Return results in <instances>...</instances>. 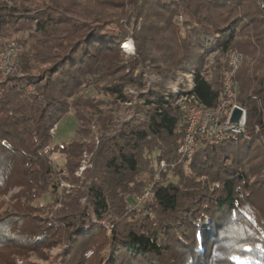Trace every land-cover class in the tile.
Returning a JSON list of instances; mask_svg holds the SVG:
<instances>
[{
  "label": "trees",
  "instance_id": "trees-1",
  "mask_svg": "<svg viewBox=\"0 0 264 264\" xmlns=\"http://www.w3.org/2000/svg\"><path fill=\"white\" fill-rule=\"evenodd\" d=\"M262 1L0 0V37L21 32L23 46L22 75L0 85V195L21 187L0 212V264H264ZM128 38L131 53L121 47ZM228 48L243 54L235 81L244 131L203 139L181 158L186 120L177 94L150 84L132 102L125 89L144 86L145 70L181 64L184 73L197 62L191 92L214 107L222 65L210 74L203 61ZM86 87L113 97L111 106L83 94ZM126 102L130 118L116 129L112 104ZM71 109L77 137L53 143L50 129ZM55 152L65 157L69 190L59 192L52 177L61 171L48 158ZM160 160L167 171L143 204L153 215L135 217L126 205ZM45 193L51 201L40 203Z\"/></svg>",
  "mask_w": 264,
  "mask_h": 264
},
{
  "label": "built area",
  "instance_id": "built-area-1",
  "mask_svg": "<svg viewBox=\"0 0 264 264\" xmlns=\"http://www.w3.org/2000/svg\"><path fill=\"white\" fill-rule=\"evenodd\" d=\"M260 6L264 12V1L260 3ZM21 49L22 44L18 40H6L0 37V73L3 78L10 74H21L18 60ZM222 58L221 88L214 107H203L197 103L191 92V78H188L185 84L178 81V87L172 88V91L177 94L175 104L185 114L186 120L183 140L177 149L181 158L189 159L194 148L203 139L215 143L224 138L234 137V135L244 131L246 110L237 100L238 86L235 81V72L243 56L237 50L228 48L222 52ZM235 108L240 109L242 115L237 122L230 123L231 113ZM167 168L168 164L164 160H160L152 179L142 192L136 195L133 205L127 204L126 208L135 209L139 212L143 204L153 198L154 185L160 181L161 173L166 172Z\"/></svg>",
  "mask_w": 264,
  "mask_h": 264
},
{
  "label": "rangeland",
  "instance_id": "rangeland-1",
  "mask_svg": "<svg viewBox=\"0 0 264 264\" xmlns=\"http://www.w3.org/2000/svg\"><path fill=\"white\" fill-rule=\"evenodd\" d=\"M185 17H186L185 15L181 14V15L176 17V20L178 22L179 21L181 22V20L185 19ZM180 29H181L182 34H184L185 33L184 27L181 26ZM20 33L21 32H18V33L14 34L12 36H9V37H7V36H2V37L6 40H11V39L17 40L16 37H18V35H21ZM212 38H213V34L203 36V39H205L206 41H208L207 39H212ZM121 47L126 53H131L134 50L133 40L131 38H128L126 41L121 43ZM22 49H23V46H22ZM21 50H20V52H21ZM239 53H241V52H239ZM242 56H243V54H242ZM121 59L125 61L127 59V56H122ZM203 63L205 64V66H207L209 68L210 74L213 71V67L218 66V69H219L220 65H222V63H223L222 50L212 49L210 52H208L206 54ZM195 64H196V66L198 65L197 62L192 63L189 66V69L187 68L184 73L182 72V70L180 68L181 64L177 65L176 67H174L170 71L166 70L162 66L158 70H155V69L145 70L142 74L143 83L145 85L142 87H139V88L136 86H132L129 88L127 87L125 90H126V92H128V94L133 93L132 94V96H134V100H132V102H133V101L138 100V96H137L138 92L139 91L144 92L147 89L146 86H148L150 84L151 85L160 84L161 86H163V87L166 86L169 89H172L173 87H178V84H177L178 81H181L183 84L187 83V79L190 78L191 72H192L193 68L195 67ZM19 72H20V70H19ZM16 75L20 76V75H22V73L20 75L19 74H16ZM5 79H6V77L3 78V76L0 73V85H2V89L6 85L9 84V82H5ZM24 89L26 90L27 94H35L34 86L29 84V83L24 86ZM83 94L91 95V96H98L99 99L104 100V103L108 101V103L105 104V106L108 105L107 107L111 106L110 102L113 101V97L101 95V94L97 93L92 87L84 88ZM129 103L130 102H126L125 105L123 104V105H120L117 107L112 104L113 109H114L113 110L112 124L114 125L113 127H115L116 129H119L121 127V124L125 119L130 118V115H131V108L130 107L131 106H128ZM103 108H105V107H103ZM76 128H77V119L74 117L73 110L71 109L67 114H65L58 121L57 124H55L50 129V133L53 134V143L61 144L62 142H66L70 139L76 138L77 137ZM52 129H53V131H52ZM255 129H257V126H255ZM111 130H112V128H111ZM92 135H97L95 126L92 128ZM48 158L53 161V163L55 164V166L58 169H61V171L58 172L57 174H56V172L52 173V177H54L56 179L55 184L57 186L58 191L61 192L62 190L71 189L73 187V185L68 180H66L64 178V174L66 172L65 167H64V161H65L64 155L61 153L55 152V153L50 154L48 156ZM84 165H85V161L81 164L80 168H78V171L76 172L77 175H79L81 173V171L84 168ZM170 178L175 179V177L173 175H171ZM20 189H21L20 186L14 185V186H11L5 193L0 195V212L5 211V210H9L10 203H12L14 201V199H12L11 196L13 194L17 193V191H19ZM138 194H136V195H138ZM136 195H135V197H136ZM20 200L24 201V197L21 196ZM38 201L40 203H47V202L51 201L50 194L45 193L43 196H41V198ZM126 207H127V205H126ZM151 208H152L151 205L145 204L143 207L140 208L139 212L136 210L137 212L135 211V212H130V213H132L135 217H142V216L146 215V213L151 216V215H153ZM58 249H59V247H54L50 250V253L52 255H54V254H56ZM34 258L35 257L33 255L32 259H34ZM42 263H48V261H42Z\"/></svg>",
  "mask_w": 264,
  "mask_h": 264
},
{
  "label": "water",
  "instance_id": "water-1",
  "mask_svg": "<svg viewBox=\"0 0 264 264\" xmlns=\"http://www.w3.org/2000/svg\"><path fill=\"white\" fill-rule=\"evenodd\" d=\"M241 115H242V111L240 109L238 108L233 109L229 122L230 123L237 122L240 119Z\"/></svg>",
  "mask_w": 264,
  "mask_h": 264
},
{
  "label": "bare ground",
  "instance_id": "bare-ground-1",
  "mask_svg": "<svg viewBox=\"0 0 264 264\" xmlns=\"http://www.w3.org/2000/svg\"><path fill=\"white\" fill-rule=\"evenodd\" d=\"M125 44V43H124Z\"/></svg>",
  "mask_w": 264,
  "mask_h": 264
}]
</instances>
